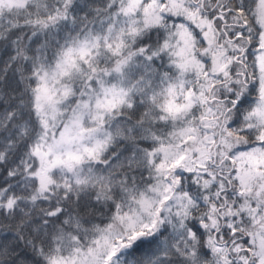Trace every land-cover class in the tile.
I'll use <instances>...</instances> for the list:
<instances>
[{"label": "snow or ice", "instance_id": "obj_1", "mask_svg": "<svg viewBox=\"0 0 264 264\" xmlns=\"http://www.w3.org/2000/svg\"><path fill=\"white\" fill-rule=\"evenodd\" d=\"M0 264H264V0H0Z\"/></svg>", "mask_w": 264, "mask_h": 264}]
</instances>
